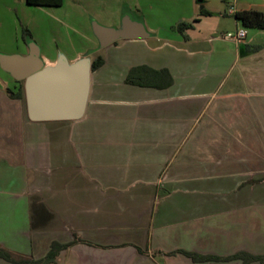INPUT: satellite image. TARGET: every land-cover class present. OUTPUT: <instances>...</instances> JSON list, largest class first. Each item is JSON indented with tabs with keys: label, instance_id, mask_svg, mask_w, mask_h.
Masks as SVG:
<instances>
[{
	"label": "crops",
	"instance_id": "1",
	"mask_svg": "<svg viewBox=\"0 0 264 264\" xmlns=\"http://www.w3.org/2000/svg\"><path fill=\"white\" fill-rule=\"evenodd\" d=\"M197 2L165 20L134 0L131 17L149 36L105 47L79 119H29L25 100L7 92L15 79L0 71V246L37 258L76 234L95 245L75 243L51 264H263L181 252L264 257V27L234 16L264 13V2L230 0L223 16ZM178 21L191 23L185 37L172 29ZM239 28L242 41L223 38ZM38 46L48 64L61 54ZM139 65L166 69L172 83L166 73L151 86L127 82ZM69 183L70 201H51Z\"/></svg>",
	"mask_w": 264,
	"mask_h": 264
},
{
	"label": "rangeland",
	"instance_id": "2",
	"mask_svg": "<svg viewBox=\"0 0 264 264\" xmlns=\"http://www.w3.org/2000/svg\"><path fill=\"white\" fill-rule=\"evenodd\" d=\"M140 1L149 10H158L165 20H172L176 15L181 14V10L187 4V0ZM228 1L230 0H206L205 7L212 8L217 14L223 16L228 11L230 5ZM248 1L264 2V0ZM133 2L134 0L130 3L125 2V0H62L60 5H34L26 3L25 0H0V53H14V50H16L15 44L18 43L17 46H20L21 51L15 53L25 54L27 50L21 43L23 40L22 28L26 27L33 41L38 45L40 43L52 50L58 48L64 57L69 56V53L77 48L82 49L83 54H87L90 58L102 56L105 53L106 46H99L98 40L91 29L92 20L104 26L118 27L124 14L135 17L133 12L130 11L131 9H128L129 6L132 7ZM196 4L198 7L202 5L194 0V5ZM116 9L121 10L122 15L119 18H116V15L113 14ZM151 10L147 13L150 19L152 17ZM223 25L225 26V24ZM222 31L224 30L219 29L218 34L220 35ZM227 32L233 33L234 30L224 31V33ZM0 71L8 75L6 72ZM14 83L17 87L18 83ZM54 183L56 182L54 181ZM71 187L72 183H69V185L60 184L59 190L51 201H70V194L73 192ZM126 206L127 213L135 207L132 203H127ZM35 212H37L36 209H34ZM14 215V221L10 226L18 228L20 221L18 215L21 214H17L16 211ZM36 218L35 216L34 219ZM44 218L46 219V217ZM15 234L19 235L17 232Z\"/></svg>",
	"mask_w": 264,
	"mask_h": 264
},
{
	"label": "water",
	"instance_id": "3",
	"mask_svg": "<svg viewBox=\"0 0 264 264\" xmlns=\"http://www.w3.org/2000/svg\"><path fill=\"white\" fill-rule=\"evenodd\" d=\"M91 29L100 47L119 39L149 36L144 23L124 14L118 27L95 20ZM0 68L13 79L23 81L26 113L33 121L76 120L84 115L91 76V59L86 54L68 61L59 54L54 63H46L35 41L28 42L25 54L0 53Z\"/></svg>",
	"mask_w": 264,
	"mask_h": 264
},
{
	"label": "trees",
	"instance_id": "4",
	"mask_svg": "<svg viewBox=\"0 0 264 264\" xmlns=\"http://www.w3.org/2000/svg\"><path fill=\"white\" fill-rule=\"evenodd\" d=\"M29 4H39V5H60L62 0H25ZM209 12L202 8L200 10V15H207ZM235 18L241 21L243 26L248 28H263L264 27V13L261 10L250 8L245 10L236 11L234 13ZM191 27L190 22L178 21L175 25L172 26L174 30L181 33L184 37V30ZM23 32V41L28 44V42L33 41V38L26 27L22 28ZM251 48H258V46H251ZM104 60L101 56H96L93 60H91V71L97 69L103 64ZM166 73L167 80L165 85H170L172 83V78L166 71V69L154 70L146 65H139L130 70L127 73L126 81L132 84L141 85V86H151L155 81H159L161 79L160 75ZM18 83L15 91H12L10 88L7 89L8 94L11 97L24 99V91H23V81L22 80H14ZM82 242L90 245H95L85 239L78 237L74 234L72 240L68 242H59L56 240L51 241L47 252L41 257H33V256H22L17 255L4 247L0 246V258L9 261L13 264H51L54 263L56 257L60 250L66 249L69 246ZM141 250V249H138ZM187 256L191 257L193 261H205V260H228L231 258H241L243 262H249L252 260H259L264 264V257L260 255H249V254H235L228 257H218V256H202L194 253H189L185 251H181Z\"/></svg>",
	"mask_w": 264,
	"mask_h": 264
},
{
	"label": "built area",
	"instance_id": "5",
	"mask_svg": "<svg viewBox=\"0 0 264 264\" xmlns=\"http://www.w3.org/2000/svg\"><path fill=\"white\" fill-rule=\"evenodd\" d=\"M245 35H246L245 30L243 28H239V29L235 30L233 33L227 32V33H224L222 36L225 39H229V40H233L235 42H239V41H242L244 39Z\"/></svg>",
	"mask_w": 264,
	"mask_h": 264
}]
</instances>
